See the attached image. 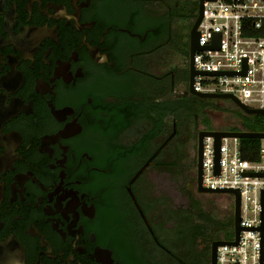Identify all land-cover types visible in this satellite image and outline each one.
Returning a JSON list of instances; mask_svg holds the SVG:
<instances>
[{"label":"flooded vegetation","instance_id":"obj_1","mask_svg":"<svg viewBox=\"0 0 264 264\" xmlns=\"http://www.w3.org/2000/svg\"><path fill=\"white\" fill-rule=\"evenodd\" d=\"M198 10L0 0V264H212L204 201L232 197L198 191L186 145L234 104L189 93Z\"/></svg>","mask_w":264,"mask_h":264},{"label":"built area","instance_id":"obj_2","mask_svg":"<svg viewBox=\"0 0 264 264\" xmlns=\"http://www.w3.org/2000/svg\"><path fill=\"white\" fill-rule=\"evenodd\" d=\"M198 31L199 45L194 67L198 93L229 94L250 109L264 110V0H216L204 4ZM218 35L219 40H218ZM215 43L219 44L214 49ZM203 72L216 75H201ZM243 139L223 138L220 172L216 173L213 137L204 139L202 186L210 190H238L241 195V227L238 245L218 249L217 264H264V139L258 158H244ZM232 197L234 210L235 198ZM234 238L223 242H234Z\"/></svg>","mask_w":264,"mask_h":264},{"label":"water","instance_id":"obj_3","mask_svg":"<svg viewBox=\"0 0 264 264\" xmlns=\"http://www.w3.org/2000/svg\"><path fill=\"white\" fill-rule=\"evenodd\" d=\"M216 0H198L199 3V10H198V16L195 21V24L191 31V52H190V59H189V93L199 97L201 99H227L230 100L238 109H240L245 115L247 116H264V110L260 109H250L244 104H242L237 98H235L233 95L229 94H213V93H198L194 91L193 84H194V78L196 75L199 74L195 70L194 67V58L197 51H201L204 48H202L199 45V39H200V32L198 31V28L200 24L202 23L203 17H204V4L206 2H215ZM218 35V40H219ZM219 44L215 43L214 49H218ZM201 75L208 76V75H216L214 73H208L203 72ZM206 137H213L215 140V150H216V165L217 170L216 173L219 174L220 172V146H221V140L223 138H239V139H257L261 140L264 139V132H247V131H203L199 133L198 141H197V164H196V175H197V183H198V191L200 193L205 194H216V195H230L234 196L235 203H234V210H233V229L235 233V241L234 242H223V241H217L213 243L212 246V264H217V248L223 245H238L240 234L244 230V228L241 227V195L240 191L238 190H210L206 189L202 186V175H203V150H204V139ZM253 177H263L264 173H252L249 174ZM263 208H264V192H263ZM262 231L264 232V227L262 228Z\"/></svg>","mask_w":264,"mask_h":264},{"label":"rangeland","instance_id":"obj_4","mask_svg":"<svg viewBox=\"0 0 264 264\" xmlns=\"http://www.w3.org/2000/svg\"><path fill=\"white\" fill-rule=\"evenodd\" d=\"M223 109L220 112H216L211 115L212 126L215 130H229L231 128H235L240 125V120L238 116H236V109L235 105H226L222 107ZM188 142H187V150H186V157L187 160L184 161V164H188V167H191L193 162L194 156H196L197 148H194V141L195 137L188 135ZM175 171L173 170V175H175ZM162 174V178L156 184L157 191H168V192H179L184 190L185 184L182 182L183 180L178 179L176 176L171 177L168 173H160ZM194 174V172L192 173ZM231 205L230 210L226 207ZM203 207L205 208V212L210 216H213L218 221H225L230 215L233 213L232 202L230 203L225 197H217V198H210L208 197L204 201ZM221 239L224 238V235L220 237ZM234 238V234L233 237ZM228 238V240L232 239Z\"/></svg>","mask_w":264,"mask_h":264},{"label":"trees","instance_id":"obj_5","mask_svg":"<svg viewBox=\"0 0 264 264\" xmlns=\"http://www.w3.org/2000/svg\"><path fill=\"white\" fill-rule=\"evenodd\" d=\"M199 4V3H198ZM241 118L245 119V125L242 128L231 129V131H247V132H264V116H247L242 111L238 110ZM260 140L257 139H243L244 158L249 161H255L258 158V151ZM233 213L229 220L218 221L215 220V235L224 234L225 238L233 237Z\"/></svg>","mask_w":264,"mask_h":264}]
</instances>
